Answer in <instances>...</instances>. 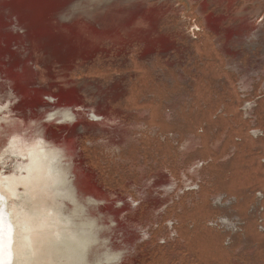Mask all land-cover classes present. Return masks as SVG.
I'll list each match as a JSON object with an SVG mask.
<instances>
[{"label": "rangeland", "instance_id": "374dc122", "mask_svg": "<svg viewBox=\"0 0 264 264\" xmlns=\"http://www.w3.org/2000/svg\"><path fill=\"white\" fill-rule=\"evenodd\" d=\"M0 107L74 152L92 262L264 264V0H0Z\"/></svg>", "mask_w": 264, "mask_h": 264}, {"label": "bare ground", "instance_id": "6f19581e", "mask_svg": "<svg viewBox=\"0 0 264 264\" xmlns=\"http://www.w3.org/2000/svg\"><path fill=\"white\" fill-rule=\"evenodd\" d=\"M64 107L49 118L58 122L78 119L73 106ZM35 126L32 132L18 122L0 123V158L7 155L1 165L17 161L10 174L0 173L5 224L0 234V262L9 255L12 264H104L106 255L93 262L90 259L100 239L99 225L79 200V186L74 184L77 175L70 164L74 152L70 154L68 144L56 146L47 141L43 125ZM120 259L118 253L107 255L106 261L118 264Z\"/></svg>", "mask_w": 264, "mask_h": 264}, {"label": "flooded vegetation", "instance_id": "af4514ba", "mask_svg": "<svg viewBox=\"0 0 264 264\" xmlns=\"http://www.w3.org/2000/svg\"><path fill=\"white\" fill-rule=\"evenodd\" d=\"M92 117L95 119V120H97V121H103L104 120V118L103 117H98L97 115L95 116V114H92ZM243 118V117H242ZM243 120H246V121H248L249 119H244L243 118ZM248 123H249V126H251L252 124L248 121ZM248 126V127H249ZM202 132H204L203 130H202ZM264 137V136H263ZM226 155H229V154H226ZM226 155H223V156H221V158L222 157H225ZM212 156V155H211ZM230 156V155H229ZM228 156V157H229ZM232 157V156H231ZM221 158H217L216 156H213L211 159H210V162H208V161H204V164H203V167L204 166H206V167H208V166H210V165H214V163H217ZM263 159H264V156L260 159L261 160V162L263 161ZM228 160V159H227ZM226 160V161H227ZM214 162V163H213ZM263 165H264V163H262L260 166H261V168L263 169ZM259 169V168H258ZM264 170V169H263ZM204 184H206V183H204ZM250 193L252 194V195H258L259 193L260 194H264V192H261V191H258V193L257 192H251L250 191ZM233 197V196H232ZM263 223V222H262Z\"/></svg>", "mask_w": 264, "mask_h": 264}, {"label": "trees", "instance_id": "16d2710c", "mask_svg": "<svg viewBox=\"0 0 264 264\" xmlns=\"http://www.w3.org/2000/svg\"><path fill=\"white\" fill-rule=\"evenodd\" d=\"M241 117H242V116H241ZM243 123H244V124H247V125L249 126L248 121L243 120ZM248 126H247V127H248ZM263 169H264V165H263ZM256 189H257V188H256ZM256 189H254L253 191H254V192H258V191L264 192L261 188H260V190H258V191H256Z\"/></svg>", "mask_w": 264, "mask_h": 264}, {"label": "water", "instance_id": "95a60500", "mask_svg": "<svg viewBox=\"0 0 264 264\" xmlns=\"http://www.w3.org/2000/svg\"><path fill=\"white\" fill-rule=\"evenodd\" d=\"M2 203H3V202H2ZM0 204H1V203H0ZM3 208H4V207H3ZM3 208H2V209H3ZM8 231H9V230H8ZM0 244H1V243H0ZM7 249H8V247H7ZM10 260H11V259H10ZM10 262H11V261H10ZM10 264H12V262H11Z\"/></svg>", "mask_w": 264, "mask_h": 264}]
</instances>
